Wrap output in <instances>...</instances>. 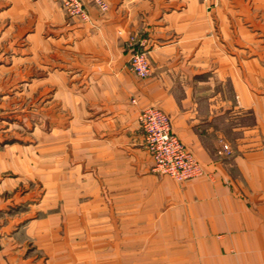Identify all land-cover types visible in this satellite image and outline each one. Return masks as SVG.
<instances>
[{"label":"crops","instance_id":"0c3cea01","mask_svg":"<svg viewBox=\"0 0 264 264\" xmlns=\"http://www.w3.org/2000/svg\"><path fill=\"white\" fill-rule=\"evenodd\" d=\"M105 2L86 1L84 21L57 0H0V264H264V0ZM131 35L146 39L147 78L127 66ZM40 52L52 61L42 83ZM40 88L48 103L75 106L82 131L73 148L69 129L62 147L47 133L41 149L78 153L79 170L93 154L110 215L84 206L80 225H58L57 213H76L70 187L86 180L72 181L65 160L61 212L46 210L55 188L37 216L38 131L24 139L17 105ZM148 106L167 114L202 175L152 171L137 120Z\"/></svg>","mask_w":264,"mask_h":264},{"label":"rangeland","instance_id":"374dc122","mask_svg":"<svg viewBox=\"0 0 264 264\" xmlns=\"http://www.w3.org/2000/svg\"><path fill=\"white\" fill-rule=\"evenodd\" d=\"M39 79L40 83L44 82L43 78L46 76L45 69L48 67H52V61L47 59L45 52H40L39 58ZM56 66L57 63L55 64ZM24 77L28 78L27 75H24ZM74 92V98L77 101V95L78 91L75 90ZM47 96H50L47 94L46 89H39L37 100L31 101L30 92L23 91V97L19 100V105H17V112L22 114V131L24 132V139L28 136V132H30L31 128L37 129L38 131V137H39V170H38V180H37V187H38V193H39V200H40V210L37 213V216L41 218H45L48 213L44 212V209L48 207L49 205V198H50V192L54 190L55 188L58 189V191L55 193L57 197V201L54 203L56 204V207L53 209H46L47 211H55V212H61L62 209V187L59 185L62 183V161L68 160L70 162L71 167V178L72 181H76L77 179H81L83 183V188L76 189L75 186L70 187V194L72 196V199L75 198V202H72L71 207L72 210L74 209L75 204V210L76 213H71L70 218L69 217H62V213L60 214L61 217L59 219L58 225L60 227L63 226H75L77 227L81 223H79L77 210L81 207V210L86 206L87 213H94L95 210L102 209V213H107V215H110L111 213V199H110V187L107 185H101L99 184L96 186L94 184V178H95V167L93 164V154L87 153L85 164L86 167H83V164L78 169V164L82 159H80L79 154H71L70 158L68 155H64L62 153H47L45 150L41 149V146L46 147V134L49 133V135L52 136L55 142V146L60 145L62 147L63 142V130L62 128L65 127V130L69 129V137L70 142L68 143L71 147L73 144L76 145L78 143L77 135L82 132L79 128L80 125L78 117L74 115V109L75 106H67V108H63V106L59 105L58 103L52 104L47 102ZM35 97V96H34ZM51 97V96H50ZM67 109V110H66ZM68 109L70 112H68ZM63 112L65 113V116H63ZM70 116V117H68ZM65 119V121H64ZM53 132L55 134H53ZM91 132H87V135L85 136V143L91 144L95 139L91 136ZM76 137V138H75ZM66 140V138H65ZM66 142V141H65ZM67 144V142H66ZM42 147V148H43ZM73 148V147H72ZM71 148V149H72ZM94 156V155H93ZM51 163L50 165H53V163H56V168L60 169V171L53 170L52 168H49V166H43L45 163ZM57 163H60L59 165ZM58 165V166H57ZM60 174V175H59ZM168 177V176H167ZM198 177V176H197ZM170 178V177H169ZM174 180V179H173ZM176 181V180H175ZM179 182V181H178ZM58 184V185H57ZM78 185V184H77ZM85 185V186H84ZM60 186V187H59ZM49 193V194H48ZM53 195V194H52ZM74 211V210H73ZM93 224V223H92ZM79 234L74 235V237H79Z\"/></svg>","mask_w":264,"mask_h":264},{"label":"built area","instance_id":"2783aa9c","mask_svg":"<svg viewBox=\"0 0 264 264\" xmlns=\"http://www.w3.org/2000/svg\"><path fill=\"white\" fill-rule=\"evenodd\" d=\"M61 3L68 17H79L89 20L85 2H91L101 11L108 9L105 0H57ZM146 43L144 37L131 35L126 42L131 53L127 62L128 68L140 79L151 74V66L145 51L140 48ZM142 134V147L152 159V171L167 175L182 182L204 173L202 165L194 157L191 150L172 131L169 117L159 108L148 106L142 108L137 116ZM223 152H230L223 145Z\"/></svg>","mask_w":264,"mask_h":264}]
</instances>
